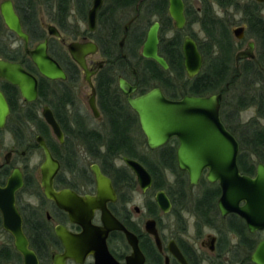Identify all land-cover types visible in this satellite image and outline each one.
I'll return each mask as SVG.
<instances>
[{
  "label": "flooded vegetation",
  "instance_id": "af4514ba",
  "mask_svg": "<svg viewBox=\"0 0 264 264\" xmlns=\"http://www.w3.org/2000/svg\"><path fill=\"white\" fill-rule=\"evenodd\" d=\"M10 1L28 36L27 49L32 51L45 44L46 54L65 76L54 80L42 76L26 52L24 42L5 27L0 15V60L20 65L36 79V99L27 102L16 86L0 78V92L9 112L0 128V188H6L11 175L18 172L21 186L14 193V206L21 218L28 249L38 264H54L56 258L66 255L58 231L70 241L79 240V244L71 246L74 255H79L81 244L87 243L80 221L86 218L88 208L93 209L92 225L102 229V210L98 205H103L136 236L143 264H254L251 255L264 239V229L249 233L238 215L222 216L218 209L221 196L218 183H210L205 170L198 183L192 185L188 173L178 167L179 140L171 137L163 145L151 148L139 116L128 103L129 98L135 99L153 89H160L172 102L185 96L221 94L220 120L230 132L223 116L225 93H213V70L206 66V56L199 45L205 37L200 24L204 15L202 3L182 0L185 23L182 29H177L169 15V0H101L92 27L88 16L94 0ZM235 4L226 8L216 5L225 11L231 7L240 10L242 25L235 28L244 29L243 39H235L232 34L235 28L230 31L234 43L240 44L250 36L253 7L257 10L255 18L264 24V3L246 0L242 6L237 0ZM154 24H158L157 54L167 69L142 55L148 31ZM168 31L172 34L165 39ZM256 37H251L246 47L235 53L247 49L248 43L253 42V60H240L236 64L233 55L239 76L241 62L256 63L260 43ZM185 38L195 43L202 57L200 71L192 78L187 77L184 68ZM73 43L93 46V51L84 56V68L70 56L68 46ZM257 64L264 74L262 66ZM121 80L132 89L129 96L122 92ZM225 87L229 89L228 84ZM46 109L58 131L46 122ZM6 142L9 144L5 145ZM42 145L57 169L51 181L52 190L66 195V209L45 196ZM239 153L237 164L239 159L242 164ZM131 163L141 166L150 176L152 183L148 189L143 190L139 184ZM258 164L264 165L256 163L254 171L248 174L238 168L241 174L254 177ZM96 173L108 179L107 194L99 191ZM199 188L201 192L197 191ZM158 192L168 200L167 212L156 204ZM135 198H139L140 206L133 205ZM149 221L154 222L158 241L146 231ZM190 228L195 232L194 238L185 236ZM242 228L254 243L249 252L242 239ZM0 237V264H23L22 255L14 248L13 237L2 228L1 213ZM97 238L96 235L89 239ZM106 244L113 259L125 264L132 253L125 235L118 230L111 231ZM171 244L179 251L181 260L170 252ZM63 260V264H94V255L89 253L80 261L70 257Z\"/></svg>",
  "mask_w": 264,
  "mask_h": 264
},
{
  "label": "water",
  "instance_id": "95a60500",
  "mask_svg": "<svg viewBox=\"0 0 264 264\" xmlns=\"http://www.w3.org/2000/svg\"><path fill=\"white\" fill-rule=\"evenodd\" d=\"M255 1L264 3V0ZM100 4L101 0L93 2L88 16L90 27L94 25ZM183 8L182 0H169V15L177 29H182L185 23ZM0 15L5 27L24 42L26 52L42 76L52 80L65 79L58 64L46 54L45 44L37 46L32 51L27 49L28 36L22 30L20 20L15 14L10 0L0 3ZM232 34L236 40L240 41L244 37V29L242 27L235 28ZM92 47V44L73 43L68 46V51L73 61L84 68V56L93 51ZM157 49L158 24H154L148 31L142 55L167 69V64L158 56ZM253 49L254 43L249 42L247 49L235 55L236 64L240 60H253L255 58ZM182 52L187 77L192 78L200 71L202 57L198 53L195 43L189 38L184 39ZM0 78L16 86L25 101L30 102L36 99V79L20 65L0 60ZM120 88L125 95L129 96L132 92V89L122 80ZM221 100L222 95L216 94L208 97L185 96L178 102H172L163 96L160 89H153L135 99L129 98L128 103L139 116L141 129L147 137L149 146L157 148L171 137H176L180 142L177 150L178 167L188 173L190 183L196 185L206 170L207 180L210 183H218L220 186L221 196L218 200V209L221 215H238L245 222L248 232L254 233L264 229V165H257L254 177L240 173L237 164L239 143L220 120ZM8 113V105L0 92V128L4 125ZM44 116L46 122L58 131L49 110L46 109ZM42 147L45 152V161L41 168L45 196L54 200L60 208L66 209L64 204L66 195L63 192L56 194L51 187L52 177L57 170L54 167L55 162L47 148L44 145ZM131 167L143 190L148 189L152 182L147 172L138 164L131 163ZM96 178L99 191L102 194H107L108 179L100 173H96ZM20 186L21 180L18 172L15 171L8 179L6 188H0L2 228L13 237L14 248L22 255L23 264H38L34 253L28 249L27 239L22 232L21 218L14 206V193ZM155 201L162 211H168L169 203L162 192L157 193ZM97 207L102 210V229L92 225L93 209L92 207L88 208L86 218L80 221L84 227L83 235L87 237V243L81 244L79 255H74L75 250L71 247L72 244H79V240L77 242L70 241L63 232L58 231L66 248V255L63 258L70 257L80 261L89 253H93L94 264H119L108 252L106 244L108 233L118 230L125 235L127 243L132 248V253L126 258L125 264H143L144 258L139 250L136 236L126 230L103 205ZM73 221L79 222V219H73ZM146 231L158 241L153 221L146 223ZM96 235L99 238L89 239ZM170 252L179 260L182 259L174 244L173 246L171 244ZM63 258H59V260L56 258L54 264H63ZM251 261L254 264H264V239L253 251Z\"/></svg>",
  "mask_w": 264,
  "mask_h": 264
},
{
  "label": "trees",
  "instance_id": "16d2710c",
  "mask_svg": "<svg viewBox=\"0 0 264 264\" xmlns=\"http://www.w3.org/2000/svg\"><path fill=\"white\" fill-rule=\"evenodd\" d=\"M197 1L202 3L204 12V15L201 17L200 24L205 37L202 41L199 42V45L201 47L200 49L206 56V66L209 69L213 70V93H225L228 91V89H225V85L228 84L230 88L235 84V81L239 78L238 72L235 69L233 59L234 41L231 37L229 30V27L231 26L230 22L216 15L211 5L213 3H216L222 8H226L231 4L233 5V3L236 6L235 2L237 0ZM251 11L254 12V15L252 16L251 23L249 24V34L253 38H257L256 36H258L259 41L264 50V24H262L258 18H255V12L257 11L255 7H253ZM172 43L173 46H178L177 42ZM249 64H257V61L256 63L245 62L244 66ZM262 68L264 69V65ZM249 70L250 73L254 71L256 72V75L258 76L257 80L259 82V87L255 90L252 95H249L250 98L248 99V102H246L245 97H242L239 98L237 103L240 104L241 110V108H246L248 105H254L257 100V108L259 114L254 120L250 121L247 127H245L246 132L244 133V131H241L239 135V155H242V164L239 159L238 166L242 170L243 174H248L254 171L256 163H264V126H260V120H264V74L259 69H257V71L253 69V66H251V69ZM207 74L208 73L206 72L205 77L207 76ZM224 122L226 123V120ZM232 134L234 135V132ZM242 237V239H244L245 241L246 251H251L254 246V243H252L250 238L247 237L245 229L243 228Z\"/></svg>",
  "mask_w": 264,
  "mask_h": 264
},
{
  "label": "rangeland",
  "instance_id": "374dc122",
  "mask_svg": "<svg viewBox=\"0 0 264 264\" xmlns=\"http://www.w3.org/2000/svg\"><path fill=\"white\" fill-rule=\"evenodd\" d=\"M1 2V0H0ZM246 3V0H240V4L242 5ZM199 5V4H198ZM238 6V5H237ZM213 8L216 12V14L219 17L224 18L226 21L230 22V24H232L229 29L230 31L239 26L242 25L241 24V19H242V15L240 13V10L236 9V7H231L228 9V11H225L223 9H221L218 5L213 4ZM263 12V16H264V10ZM195 29L197 30L198 27L195 26ZM172 32H166L164 35V38L167 39L171 36ZM202 36V35H200ZM232 37V36H231ZM233 38V37H232ZM251 36L247 37L242 43L237 44V42L234 43V49L235 51L233 52V55H235V53L246 47V43L251 40L250 39ZM263 59H264V50L262 45H260L259 43V50H256V61L257 63H259L262 67H263ZM259 61V62H258ZM258 64H254V65H246L244 66V63L241 62L240 63V72L242 74H240L239 78L235 81V84L230 87L228 89L227 92H225L224 95V113L223 116L225 117L226 120V126L228 127V129L233 133L234 132V136L236 137V139L239 142V135L241 133V131L244 133L246 132L245 127H247V125L250 123V121L254 120L258 114V108H257V100L255 102L254 105H248L246 108H241L240 110V104H238V100L239 98L245 97L246 102H248V99L250 98L249 95H252L255 90L259 87V82L257 80L258 76L256 75V72H252L250 73L251 66H253V69H255L257 71L258 67L256 66ZM259 100V99H258ZM264 126V120H260V126ZM9 142H6L5 145H8ZM198 192H201L202 189L199 188L197 190ZM196 191V192H197ZM133 205H137L140 206V202H139V198H135V202ZM132 208V207H131ZM207 233V231L205 232V234ZM194 230L192 228H190L187 233L185 234V236L190 237V238H194ZM166 236L169 235V233H165ZM1 239V237H0ZM193 240V239H191Z\"/></svg>",
  "mask_w": 264,
  "mask_h": 264
}]
</instances>
